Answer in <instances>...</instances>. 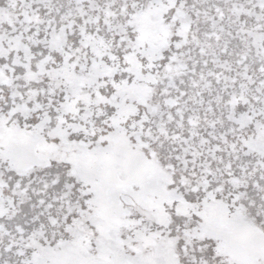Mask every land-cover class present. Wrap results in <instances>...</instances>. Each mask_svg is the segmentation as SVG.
<instances>
[{
	"label": "snow or ice",
	"instance_id": "obj_1",
	"mask_svg": "<svg viewBox=\"0 0 264 264\" xmlns=\"http://www.w3.org/2000/svg\"><path fill=\"white\" fill-rule=\"evenodd\" d=\"M0 264H264V0H0Z\"/></svg>",
	"mask_w": 264,
	"mask_h": 264
}]
</instances>
